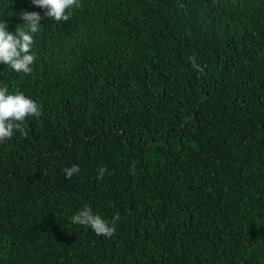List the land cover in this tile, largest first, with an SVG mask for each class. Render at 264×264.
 <instances>
[{"label":"trees","instance_id":"obj_1","mask_svg":"<svg viewBox=\"0 0 264 264\" xmlns=\"http://www.w3.org/2000/svg\"><path fill=\"white\" fill-rule=\"evenodd\" d=\"M81 1L0 64L42 111L0 143V264H264V0Z\"/></svg>","mask_w":264,"mask_h":264},{"label":"clouds","instance_id":"obj_2","mask_svg":"<svg viewBox=\"0 0 264 264\" xmlns=\"http://www.w3.org/2000/svg\"><path fill=\"white\" fill-rule=\"evenodd\" d=\"M81 0H31L21 5L24 11L20 14L23 24L18 25L14 32L9 25L0 20V64L7 65L16 73L31 74L32 65L36 60L33 53L34 35L40 31L41 21L45 17L56 22H67L82 9ZM35 10V12H28ZM192 63L195 64V59ZM41 106L16 89L9 91L5 84L0 87V143L11 140L18 132L21 137L27 136L25 121L29 117H40ZM106 168L98 169L97 179H102ZM66 179H71L80 172L78 165L63 169ZM135 175L134 168L129 169ZM71 223L90 228L96 235L111 238L116 232V224L121 220L119 213L109 222L100 215L94 214L91 207L85 206L70 218Z\"/></svg>","mask_w":264,"mask_h":264}]
</instances>
